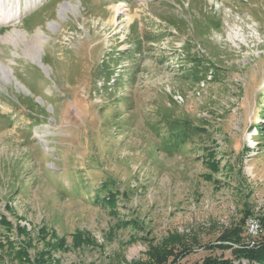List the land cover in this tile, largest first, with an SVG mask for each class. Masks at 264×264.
<instances>
[{
    "label": "rangeland",
    "instance_id": "rangeland-1",
    "mask_svg": "<svg viewBox=\"0 0 264 264\" xmlns=\"http://www.w3.org/2000/svg\"><path fill=\"white\" fill-rule=\"evenodd\" d=\"M21 1L0 20V264H154L175 243L198 264L250 218L264 240V0ZM15 28L46 35L42 64Z\"/></svg>",
    "mask_w": 264,
    "mask_h": 264
},
{
    "label": "trees",
    "instance_id": "trees-1",
    "mask_svg": "<svg viewBox=\"0 0 264 264\" xmlns=\"http://www.w3.org/2000/svg\"><path fill=\"white\" fill-rule=\"evenodd\" d=\"M183 128L186 127V124H182ZM257 128V127H256ZM187 138L185 128L181 133L175 135L173 139H171L172 143L179 144L183 142ZM109 200L115 198V194L109 195ZM243 229L241 227H235L233 229H226L220 236V243L216 246H210L209 248L220 247L223 249H231L232 255L231 257L224 256H216V255H208L206 256L200 263L198 264H264V240L260 242H256L253 245H249L244 243L243 240ZM177 236H175L176 238ZM179 238V237H178ZM227 242L239 244L237 248L232 247V244H227ZM183 246L182 251L177 250V244H162L160 247L152 249L147 253L151 257V261L154 264H183L181 261L183 257H185L189 252H191L194 248L189 246L187 243L179 244ZM236 260L238 263H236ZM243 260L247 262L244 263ZM134 264H142L141 261L134 262Z\"/></svg>",
    "mask_w": 264,
    "mask_h": 264
},
{
    "label": "bare ground",
    "instance_id": "bare-ground-1",
    "mask_svg": "<svg viewBox=\"0 0 264 264\" xmlns=\"http://www.w3.org/2000/svg\"><path fill=\"white\" fill-rule=\"evenodd\" d=\"M42 2H38V0H35L34 2H32L31 7H38V5H40ZM24 3L21 0H17L16 4H15V8L13 6L7 7L5 8L3 6V4L0 6V20H9V21H14L16 18H19L22 14H24V12L26 10H24L25 8H19L20 5H23ZM30 5V4H29ZM116 11L122 9L123 6H125L124 2L121 1L119 2V4L117 3L116 5ZM61 9H60V15L64 17V15H67L68 11H73V12H77V5L73 4L71 2H66V3H62L60 5ZM121 7V8H119ZM123 10V9H122ZM114 11V10H113ZM122 12V11H121ZM16 13V14H15ZM11 15V16H9ZM112 23L113 24H117L118 22V18L117 15L115 14L112 17ZM51 27H55L57 25L56 22H52V24H50ZM46 35H44L41 32H37L35 37L32 40H29L25 33L22 32L20 29L15 28L13 29V31H10L7 35L2 36V39L13 42L15 44H18V42H23V43H27L25 45V48H27V55L30 56L33 61L38 62L39 64L41 62V51H42V47L44 41L46 40ZM44 66V65H42ZM44 68H46L44 66ZM12 75V71L10 70L9 66L3 64L2 62H0V78H8L10 79Z\"/></svg>",
    "mask_w": 264,
    "mask_h": 264
},
{
    "label": "built area",
    "instance_id": "built-area-1",
    "mask_svg": "<svg viewBox=\"0 0 264 264\" xmlns=\"http://www.w3.org/2000/svg\"><path fill=\"white\" fill-rule=\"evenodd\" d=\"M261 225L257 218H250L248 220V232H249V242L247 244L253 245L254 239H256L259 236V233L261 231Z\"/></svg>",
    "mask_w": 264,
    "mask_h": 264
}]
</instances>
